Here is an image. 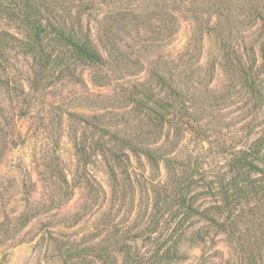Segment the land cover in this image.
Wrapping results in <instances>:
<instances>
[{
    "label": "trees",
    "instance_id": "trees-1",
    "mask_svg": "<svg viewBox=\"0 0 264 264\" xmlns=\"http://www.w3.org/2000/svg\"><path fill=\"white\" fill-rule=\"evenodd\" d=\"M0 7L8 25L0 28L4 74L7 51L17 49L32 57L37 73L55 66L76 71L80 62L105 76L116 68L126 76L125 108H106L111 122L82 119L86 129L80 137L75 132V149H101L104 156L135 151L154 166L163 160L167 172L165 181L151 180L158 209L148 222V258L132 245L145 232L130 243L121 233L115 248L100 253L69 246L68 255L99 253L101 263L93 264H118L111 255L119 250L121 264H264V0H0ZM3 84L10 85L0 77V91ZM239 123L203 149L209 133ZM251 132L256 138L246 139ZM188 136L202 148L189 149ZM8 142L1 122L0 168ZM0 185L3 204L5 190L16 194V178L11 186L1 178ZM54 192L50 203L66 199ZM167 212L169 232L152 229L162 222L157 213ZM35 216L22 214L21 227Z\"/></svg>",
    "mask_w": 264,
    "mask_h": 264
},
{
    "label": "rangeland",
    "instance_id": "rangeland-1",
    "mask_svg": "<svg viewBox=\"0 0 264 264\" xmlns=\"http://www.w3.org/2000/svg\"><path fill=\"white\" fill-rule=\"evenodd\" d=\"M5 17L0 7V28L8 27ZM45 43L53 45L50 39ZM7 56L9 68L6 74L0 70L3 74L0 77L10 85L3 84L0 91V123L6 124L9 142L0 179L11 186L10 180L15 177L18 189L12 197L5 190L4 203L0 200V226H4L0 229V264H93L94 260L101 263L99 253L103 248L116 247L115 236L130 235L126 240L130 243L144 232L132 245L138 248V254L148 258L152 252L146 239L151 226L148 222L158 209L151 180L156 183L166 180L163 160H159L158 168L159 165L154 166L152 160L135 151L104 156L101 149L83 153L74 147L75 132L80 137L86 129L82 119L99 117L100 122H111L113 115L106 108H113L114 113L125 108L128 102L121 97L128 87H122L126 76L118 68L105 76L94 66L80 62L76 71L55 66L37 73L31 68L32 57L24 51L10 50ZM140 78L146 77L143 74ZM218 82L216 79L214 83ZM241 127L239 123L209 133L210 139L203 149L211 150L219 137H228ZM87 131V136L92 137V131ZM245 137L256 138L253 132ZM183 143L193 151L202 148L190 136ZM49 161L54 167L46 170L44 162ZM64 176L76 188L73 194ZM54 189L58 190V197L66 199L61 197L50 203L52 194H56ZM27 195L32 210L26 213ZM24 213L37 216L22 228L25 222L20 219ZM172 214L157 213L162 222L152 229L169 232L165 221ZM76 245H81L80 250L91 248L99 253L85 250L74 257L68 255V247ZM121 255L119 250L111 256H116L121 264ZM133 264L150 262L133 260Z\"/></svg>",
    "mask_w": 264,
    "mask_h": 264
}]
</instances>
